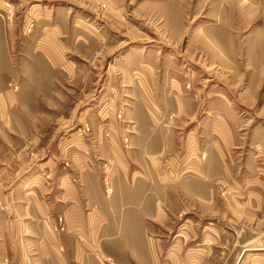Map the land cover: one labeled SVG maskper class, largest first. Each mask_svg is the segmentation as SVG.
Wrapping results in <instances>:
<instances>
[{
    "label": "rangeland",
    "instance_id": "obj_1",
    "mask_svg": "<svg viewBox=\"0 0 264 264\" xmlns=\"http://www.w3.org/2000/svg\"><path fill=\"white\" fill-rule=\"evenodd\" d=\"M3 38H9L7 48ZM35 38H59L65 60L75 68V83L64 82L74 98L61 101L57 91L46 105L15 110L22 130L11 138L0 124V176L12 177L11 188L38 191L49 210L65 211L71 196H81L80 172L92 168L104 180L110 173L101 172L105 161L96 148H127L125 108L136 95L129 88L149 82L156 104L150 114L162 116L171 108L163 103L178 90L200 99L204 114L219 111L234 127L230 180L213 190L221 205H227L225 198L237 203L234 215L232 204L230 212L223 207L214 226H208L213 218L189 214L194 236L185 243L177 237L183 222L178 217L169 247L213 261H264L258 250L264 247V0H0V78L12 79L6 86L13 92L22 84L30 53L47 50V41ZM73 148L93 164L81 161ZM178 150L165 161L174 168L173 179L198 174L205 155ZM245 199L253 201L252 208ZM63 222L57 218L53 229L61 231ZM228 243L235 244L229 253ZM200 245L204 252L197 251Z\"/></svg>",
    "mask_w": 264,
    "mask_h": 264
},
{
    "label": "crops",
    "instance_id": "obj_2",
    "mask_svg": "<svg viewBox=\"0 0 264 264\" xmlns=\"http://www.w3.org/2000/svg\"><path fill=\"white\" fill-rule=\"evenodd\" d=\"M3 39L7 48L9 38ZM35 39L47 41V50H33L31 59L26 58L28 67L19 76V90L7 88L10 77L0 78V124L9 138L22 130V116H13L15 110L46 105L57 91L61 101L74 98L71 91L65 92L74 89L64 82L75 83V68L65 60L64 49L56 42L59 38ZM145 85L137 82L129 88L136 95L125 108L127 148H96L105 161L101 172L109 168L110 173L104 180L92 168L80 172L81 196L79 200L71 196L65 211L49 210L38 191L11 188L12 177L0 176V202L5 204L0 208V264H240L239 259L213 261L208 255L176 254L168 242L178 217L183 222L177 237L185 243L194 236L193 228L188 229L189 214L215 219L208 226H214L225 206L230 212L232 204L234 215L236 200L225 198L227 205H221L213 190L230 180L229 150L237 140L234 127L227 116L216 113L219 111L204 114L200 99L187 98L178 90L163 103L170 110L164 109L163 116L151 115L149 107L156 106L154 92L149 82ZM179 148L205 155L198 161V174L173 179L174 168L165 161L182 152ZM72 150L82 156L81 161L92 163L84 152ZM73 187L76 192V185ZM243 203L252 208L251 199ZM57 218L64 221L61 231L53 229ZM227 246L228 253L235 250L234 243ZM196 248L204 252L206 247ZM247 250L251 249L242 251ZM258 250L264 251V247Z\"/></svg>",
    "mask_w": 264,
    "mask_h": 264
},
{
    "label": "built area",
    "instance_id": "obj_3",
    "mask_svg": "<svg viewBox=\"0 0 264 264\" xmlns=\"http://www.w3.org/2000/svg\"><path fill=\"white\" fill-rule=\"evenodd\" d=\"M28 31L31 30V27H32V20H30L29 24H28ZM59 220H61V218H59ZM60 230H62V227L60 228Z\"/></svg>",
    "mask_w": 264,
    "mask_h": 264
}]
</instances>
